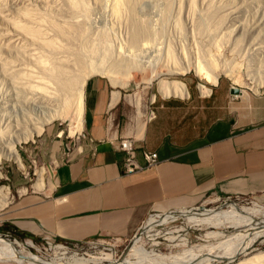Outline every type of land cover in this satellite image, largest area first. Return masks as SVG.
I'll return each instance as SVG.
<instances>
[{
	"label": "rangeland",
	"instance_id": "374dc122",
	"mask_svg": "<svg viewBox=\"0 0 264 264\" xmlns=\"http://www.w3.org/2000/svg\"><path fill=\"white\" fill-rule=\"evenodd\" d=\"M82 1H85L84 4H81L83 3ZM113 1L77 0V5L80 8L78 6L75 9L73 7L70 8V5L68 6V0H0V112L7 113L6 115L10 116V118L20 117L24 121L26 119L29 121V117L30 119L36 117L39 114L40 103L34 97H38L39 93L32 92L27 87V85L30 86L36 83L39 80L37 77H40V67L39 65L37 66L35 60L40 57L44 60L49 57L57 59L59 55L60 57L62 55V58H65L66 55L69 58L68 61L71 58L74 60L79 57L80 61L83 60V62L86 61L87 63L98 61L102 56L108 61H115L119 56H125L123 58L125 59L128 55L129 57L134 55V60L140 61L139 63L146 67L144 72L133 69L132 77L124 91L128 100L135 101L139 99L141 115L139 116L140 118L136 119H141L142 121L145 119L147 111L151 109L154 112V118L151 119L152 122L168 126V129L174 127L173 129H178L188 136H193L203 129L208 119L213 116L211 112L214 111L212 110L213 106L221 105L223 107L230 102L240 101V99L264 97V83L258 89V92L255 93L251 89L252 83L246 76V71L252 74H259L264 71V0H120V9L118 8L117 14H111ZM85 7L88 12L85 11ZM20 11L29 13L26 21L21 17ZM8 18L21 23L25 22L28 25L31 24L30 26L34 25L42 29V32L44 30L43 33L45 34L43 36H47L50 39L53 38L55 41L54 46L57 48L54 49L53 47L51 49L53 51H51L50 48H45L37 41L35 43V41L21 37L20 34H15V31H12L9 27ZM53 24L58 27L61 26L60 28L63 31L65 30L66 34L63 33L61 35L57 31L54 34ZM142 24L147 34L146 37L144 36L145 38L141 39L145 40L141 41L140 39V42L137 43L138 46H130V44H127L129 43L130 34L135 26ZM146 40L148 41L146 42ZM101 42L102 45H100ZM81 48L82 51H80ZM167 52L170 53L169 56L171 58ZM67 58L65 59L67 60ZM73 60L71 59L70 61L73 62ZM210 60L218 68H221L222 65H224L222 68L231 66L232 68L230 67V69L234 70L235 78L232 79L219 72L217 85L212 86L205 81H200L192 69L178 73L170 72L174 66L175 68L178 66L185 67L187 63L197 61L207 66ZM175 71L177 72V70ZM13 72L17 75L15 76ZM155 72L159 74H157L158 78L153 77L149 83L148 78L151 73L154 75ZM12 74L16 79L12 77ZM30 74L35 75L32 76ZM29 75L30 77L27 79ZM30 78L33 79L30 81ZM162 78L183 82L187 87L188 97L161 96L157 91V82ZM117 79L125 82V79L123 77L120 78V75L117 76ZM235 79L237 82L234 81ZM32 82L33 84H31ZM38 83L37 85H40ZM198 83L204 84L210 89V92L201 94L197 88ZM17 84L18 86L15 87ZM230 87L243 90L246 95H232L229 93ZM131 105V116L135 118L136 109L133 104ZM67 128V121L55 120L45 125L42 133L34 136L32 140L17 144L16 149L24 165L23 169L18 168L12 161L0 160V187H7L9 191V202L0 209V218L17 199L18 195H24L31 191L40 192L31 186L43 169L44 188L50 187V177L54 169V163H49L45 160V146L42 140L47 137L59 139L64 144L67 143L72 149L78 143L75 138L77 134L70 137ZM60 131L61 134H59ZM23 188L25 191H22ZM196 207H199L196 212L201 214H206L215 209L225 210L236 207H262L264 209V199L240 197L238 200L225 201L222 196L210 195L206 196ZM193 212L195 211L188 209L182 213H167L156 219L151 218L147 222L145 219L144 228L140 229L136 234L140 238L139 244L147 251L153 249L154 252H170L174 254L181 252L186 247L205 246L213 243L214 239L204 238L207 232L223 231L228 234L233 231L230 227L222 226H190L174 242L177 245L171 244L162 236L154 238V241L158 244H154L151 239L145 237V232L150 230H178L181 233L180 227H186L187 224L185 216L187 217ZM7 230L8 226L0 221V235L2 238H7L3 234H9L10 237L7 239L10 241L16 239L26 250L45 259L59 256L55 247L63 246L67 249L65 250L67 252L64 255L65 257L71 255L99 256L102 253H110L114 259L120 260L125 257L128 248L131 246V243L128 244L124 241L117 242L113 246V241L108 238L92 239L77 246L72 245V243L50 239V244L47 245L44 239L25 238L14 235ZM182 242L184 244H181ZM25 243L29 247H26ZM213 245H215L213 250L217 251L219 248L217 246L219 245ZM247 251V255L238 254L233 257H226L212 264H237L240 260H247L253 254L264 251V235L252 241ZM0 264L15 263L0 262Z\"/></svg>",
	"mask_w": 264,
	"mask_h": 264
},
{
	"label": "crops",
	"instance_id": "0c3cea01",
	"mask_svg": "<svg viewBox=\"0 0 264 264\" xmlns=\"http://www.w3.org/2000/svg\"><path fill=\"white\" fill-rule=\"evenodd\" d=\"M126 87L97 75L86 80L78 133L93 143L79 141L65 161L61 140H42L54 163L50 187L18 195L0 218L7 231L65 243L125 240L150 213L187 210L206 196L264 199V97L213 106L203 129L188 136L132 117L138 99L128 100ZM121 137L133 140L140 164L143 149L156 152L158 163L122 174Z\"/></svg>",
	"mask_w": 264,
	"mask_h": 264
},
{
	"label": "bare ground",
	"instance_id": "6f19581e",
	"mask_svg": "<svg viewBox=\"0 0 264 264\" xmlns=\"http://www.w3.org/2000/svg\"><path fill=\"white\" fill-rule=\"evenodd\" d=\"M68 1H69L68 6L70 5L69 6L70 8L71 7L75 8V7L79 6V5H77V0H68ZM79 2H81V1H79ZM82 2L83 3H81V4H84L85 1H82ZM113 2H114L113 5L111 4V7H112L111 8V11H112L111 14H117L118 10L120 9L119 8V2L121 4V1L120 0H114ZM78 8H80V6ZM82 9H83V7H82ZM92 9H91V11H93ZM72 10H74V9H72ZM86 10H87V8L85 9V11ZM86 12H88V11H86ZM21 14H19V15H21V17L23 19H25V21H26V19L29 17V15H27V14H29V13H27V12L22 13L21 12ZM84 15H86V14H84ZM2 17H4V16H2ZM30 17H31V15H30ZM8 19H6V20H8L9 27L12 31H15L14 32L15 34H20L21 37L23 36L24 38H27L28 40L35 41V43L37 41V42H39V44L45 46V48L46 47H48L47 49L50 48V50L53 47H54V49L57 48L54 46L55 41L53 40V38L50 39L47 36H45V37L43 36V34H45V33H43L44 30L42 32V29L35 27L33 24H32L33 26H30L31 24L28 25L25 22L21 23L20 21H14L12 19L10 20V18H8ZM83 21H84V19H83ZM53 22L55 23L54 20H53ZM55 25L53 24L54 34L56 31L61 33V35L63 33H65L64 32L65 30L63 31L60 28L61 26L58 27ZM137 26H135V28L132 31V33L130 34V36L128 35L130 38H129V43H127V44H130V46L131 45L138 46L137 43L140 42V39L146 37L147 33H146V30L143 28V24L139 25L138 27ZM72 28H73V26H72ZM102 28H104V27H102ZM150 30H151V28H150ZM65 34H64V37H65ZM61 35H60V37H61ZM10 37H12V36H10ZM64 37H63V39H64ZM55 39H57V38H55ZM78 39H80V38H78ZM10 40H11V38H10ZM142 40L143 39H141V41ZM147 41L148 40H146V42ZM79 42H80V40H79ZM141 43H139V44H141ZM24 45H25V43H24ZM100 45H102V42ZM113 46H114V44H113ZM130 46H129V48H130ZM120 47H121V45H120ZM34 48H36V47H34ZM82 48L80 49V51H82ZM13 49H14V47H13ZM59 49L61 50V48H59ZM51 51H53V50H51ZM33 52H34V50H33ZM27 53L29 54V52H27ZM105 53H106V51H105ZM133 54H134V52H133ZM169 54L170 53H168V56H169ZM25 55H27V54H25ZM106 55H108V54H106ZM133 56L129 57V55H128L125 59H123L125 56H122V57L119 56V58H117V59L114 58L115 61L114 60L108 61V60L104 59V57L102 56L100 59L98 57V59H99L98 61L97 60L96 61L90 60L91 62L88 61L89 63H87L86 61L83 62L82 59H81L82 61H80L79 57L78 58L75 57V58H77V59H74L75 61L73 60V58H71L73 60V62L70 61L71 59L68 61L69 58H67L66 55H65V58H67V60L64 57L62 58V55H61V57L59 55V57L57 59L56 58L51 59L49 57V58H47V60H44L39 56L40 58H37V60H35L37 66L39 65V67H40V77L39 76L37 77L39 80H37L36 83H34L35 85L33 84V82L31 83L33 85H30V84H29L30 86L27 85V87H29L28 90H31L32 92H38L39 93L38 97H36V96L34 97V98H37V100L40 103L39 114L36 117H32L31 119L29 117V121L27 119H26V121H24V120H21L20 117L10 118V116L6 115L7 113L0 112V160L5 159L7 161H12L13 163H15L17 165L18 168L23 169L24 165L20 159L19 153L16 149V145L19 144L20 142H27L29 140H32L34 136H37V135L42 133L45 125L51 123L52 121H55V120L67 121L68 122L67 132H68V135L70 137H72L76 133H78L80 131L81 125H82L83 88H84V84H85L86 80L89 77H91L92 75L93 76L98 75V76H101V77L108 79L110 81V83L114 86H122V87L127 86L129 80L132 77L131 73H132L133 69H137L141 72H144L145 68H146L145 65L142 66V64L139 63L140 61L138 62L136 60L137 63H135L136 61L134 60ZM81 62H83V63H81ZM213 63L214 62H211V60H210V63H208L210 66L207 64H206L207 66H205L204 64H201L200 62L197 61V62H193V63H187L185 67L178 66L175 68V66H174L173 69H171V68H169V69H171L170 72H172V73L184 72V71H189L190 69H192L194 71L195 76L200 81H205L206 83L211 84L212 86L217 85L219 72H222L225 76H229L232 79L235 78L236 75L234 74V70L230 69L231 66H229L228 68H222V66H224V65H222L221 68H218V66L216 64H213ZM175 70H177V72ZM13 74H14V72H13ZM13 74H12V77H13ZM27 74H29V72H27ZM157 74H158L157 72H155L154 75L151 73V76L148 78L149 83L151 82V79L153 77L158 78L159 74L158 75ZM30 75H32V74H30ZM30 75L27 76V79H28V77H30ZM34 75L35 74H33L32 76H34ZM118 75H120V78L123 77L125 79V82H121L120 80H118L117 79ZM246 76L248 77V79L252 83L251 89L253 90V92H255V93L258 92V89L264 83V71H263V73H259V74H252L249 71H246ZM33 78L35 79V77H33ZM33 78H30V81ZM14 79H16V77ZM234 81L237 82L236 79ZM38 82H40V83H38ZM37 83L40 85H37ZM157 84H158L157 91L163 97L177 96L180 98H185L188 96V90H187L186 85L179 80H165L164 78H162V79L158 80ZM17 86H18V84L15 87H17ZM197 88L201 94H208L210 92V89L201 83L197 84ZM240 91H241L240 92L241 96L246 95V94H244L243 90H240ZM153 96H155V95H153ZM134 104H135V109H136L135 113L136 114L138 113L139 115H141L140 110H139V99L136 100ZM59 134H61V131L59 132ZM43 170L41 172H39L35 183L31 186L36 191H41L44 189V184H43L44 183V171ZM22 191H25V189L23 188ZM8 202H9L8 188L7 187H0V209L2 207L6 206V204H8ZM183 211L184 210H181V211L176 212V213H182ZM175 218H176V216H175ZM185 221L187 224L185 223L186 227H180V230L182 231L181 233H179L178 230H169V231L164 230V229L159 230V231H155V230L151 231L150 230V231L145 232V234H146L145 237L147 239H151L154 244H158L154 241V238L162 236L166 241H169L171 244L177 245L174 242H176L177 238L181 234H184V232L190 226H194V225H196V226L207 225V226H212V227L222 226V227H230V228H232L231 230H233V231L231 233H228V234H225L223 231L207 232V233H205L204 238H207V239L211 238L212 240L214 239L215 241L213 243H210V244L205 245V246H197V247H191V248L186 247V248H183L181 252L174 253V254L170 253V252L169 253L154 252L153 249L147 251L146 249H144V247L141 244H139L140 238L137 237L134 239L133 243L128 248L127 253L125 254V257L120 259V260L114 259L110 253H102V254H99V256H93V255L91 256L90 255V256L84 257V256L71 255L69 257H65L64 255L67 253L65 250H67V249L63 246H61V247L56 246L55 247V249L58 250L59 256H55V257H52L50 259H45V258L40 257L37 254L31 253L30 251L26 250L25 247L22 246V244L20 242H18L16 239L10 241L7 238H2L0 235V262L1 263H15V264H212L213 262L218 261V260H223L226 257H233V256L238 255V254L247 255L248 254L247 250L249 249L250 244H252V241H254L256 238L260 237L261 235H264V209L262 207H258V208L257 207H252V208L236 207V208L225 209V210L215 209V210H212L206 214H203V213L201 214L199 212H193V214H190L187 217L185 216ZM182 239H184V238H182ZM181 244H184V243L182 242ZM213 244L219 245V246H217V247H219L217 251L213 250V248H215V245H213ZM25 245H26V247H29L26 243H25ZM237 264H264V251H260L258 253L253 254V256L248 257L247 260H245V259L240 260Z\"/></svg>",
	"mask_w": 264,
	"mask_h": 264
},
{
	"label": "built area",
	"instance_id": "2783aa9c",
	"mask_svg": "<svg viewBox=\"0 0 264 264\" xmlns=\"http://www.w3.org/2000/svg\"><path fill=\"white\" fill-rule=\"evenodd\" d=\"M152 118H154V112H153V110L149 109L145 115V120L150 121ZM75 138L78 142L85 139V140L89 141L90 143H93V140L83 132L78 133ZM116 148L118 151H120L123 154V161L121 164V172L124 175L143 171L145 169H148L150 167L155 166L158 163L156 152L143 149V150H140V152H139L142 159H143V164H140L137 160L138 150L135 147L133 140L129 137H121V138L117 139ZM71 151H72V149L70 148V146L67 143L64 144L62 156L64 157L65 161H68ZM33 192H35V191H33ZM222 198L225 201H230L232 199L238 200L240 197L239 196H222ZM188 209L196 212L199 210V207L187 208V210ZM179 210H185V209H178V210L167 211V212H163V213H150L146 217V222L151 218L156 219V218H159L160 216H164V214L176 213ZM145 224L146 223H144V221H143L140 224V226L136 229L134 234L129 239H125V240H120V239H116V238H108V239H111L113 241V246L115 243L123 242V241L127 242L128 244H130V243L132 244L134 239L137 237L136 236L137 232L140 229L144 228ZM141 232H142V230H141ZM3 236H5L7 238L10 237L9 234H3ZM49 240H50V238H46V239H44V242L47 245H49L50 244ZM84 242H88V241H84ZM84 242H75V243H72V245L77 246L78 244H81Z\"/></svg>",
	"mask_w": 264,
	"mask_h": 264
},
{
	"label": "water",
	"instance_id": "95a60500",
	"mask_svg": "<svg viewBox=\"0 0 264 264\" xmlns=\"http://www.w3.org/2000/svg\"><path fill=\"white\" fill-rule=\"evenodd\" d=\"M240 92L241 91L236 87H230V89H229V93L232 95H238V94H240Z\"/></svg>",
	"mask_w": 264,
	"mask_h": 264
}]
</instances>
